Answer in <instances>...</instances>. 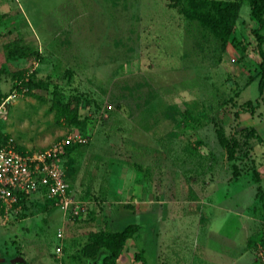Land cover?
Returning a JSON list of instances; mask_svg holds the SVG:
<instances>
[{"label": "rangeland", "instance_id": "obj_1", "mask_svg": "<svg viewBox=\"0 0 264 264\" xmlns=\"http://www.w3.org/2000/svg\"><path fill=\"white\" fill-rule=\"evenodd\" d=\"M215 1L0 0V135L33 151L88 138L66 157L78 213L39 198L0 226V260L102 264L103 238L127 226L138 199L171 212L226 186L236 208L234 190L250 185L264 215V137L240 130L242 113L260 108L259 22L244 0L226 40L209 23ZM75 97L78 119L58 121L54 99Z\"/></svg>", "mask_w": 264, "mask_h": 264}, {"label": "crops", "instance_id": "obj_2", "mask_svg": "<svg viewBox=\"0 0 264 264\" xmlns=\"http://www.w3.org/2000/svg\"><path fill=\"white\" fill-rule=\"evenodd\" d=\"M257 49V56L260 57L258 40ZM261 60L262 57L259 62ZM250 82H258L259 86L258 79ZM257 98L260 102L259 114L244 112L242 119L245 125L255 127L264 137V114L261 113L264 112V92ZM68 154L69 152L64 158V166L74 197L66 162ZM252 187L242 185V189L234 190L237 194L235 200L242 205L236 208L228 203L234 195L227 194L226 186L224 190H211L204 195L200 194L197 198H202L201 202L180 206L171 212L166 208L158 213L150 203L138 199L137 212H128L127 225L138 224L139 230L127 241L118 264H264L257 251L264 244V215L257 208V198ZM38 199L39 197L32 200L34 206ZM27 204L32 206L30 200ZM63 238L64 233L61 239ZM62 243L64 245V240ZM137 255L143 259H138ZM16 260L18 262L15 264H24L26 258L21 255ZM0 263L6 264L2 260Z\"/></svg>", "mask_w": 264, "mask_h": 264}, {"label": "built area", "instance_id": "obj_3", "mask_svg": "<svg viewBox=\"0 0 264 264\" xmlns=\"http://www.w3.org/2000/svg\"><path fill=\"white\" fill-rule=\"evenodd\" d=\"M87 141L86 135L71 132L38 151H20L13 138L0 144V226L21 220L25 203L38 197L54 201L65 211L78 213L79 203L71 194L64 158L68 148ZM63 233L61 229L59 237ZM258 256L264 263V244Z\"/></svg>", "mask_w": 264, "mask_h": 264}, {"label": "trees", "instance_id": "obj_4", "mask_svg": "<svg viewBox=\"0 0 264 264\" xmlns=\"http://www.w3.org/2000/svg\"><path fill=\"white\" fill-rule=\"evenodd\" d=\"M201 2L208 3L209 0H200ZM244 0H221V1H215V8L216 11L209 18V23L211 27L220 33L223 38L226 40L229 39L233 33L235 32L237 22L240 18V12L241 8L243 6ZM249 4L251 7V17L252 19L259 22V28L255 29V33L258 40V48L259 52L261 54L262 60L260 62V68L258 72L255 73V75L251 76V80H259V91L260 95L264 92V49H263V42H264V36L260 34V30L264 29V0H249ZM13 54H19L21 56L27 55L26 48L17 47L12 50ZM25 85H27L29 88H32L35 84L31 80L23 81ZM248 105H251V100L247 101ZM80 106H81V99L78 97H75L71 101L67 103H63L59 101L58 98L54 99L53 102V108L56 110V116L57 120L61 121L62 119L74 122L78 119L80 115ZM252 113L254 112V108H251ZM241 132L243 131V134L247 136L248 138H255L259 136V134L256 131V128L249 125L240 126ZM218 135L221 143L227 148L228 150V156L230 159L235 158V145L233 142L226 137L224 132L219 129ZM11 136L9 135H0V144L6 143L9 141ZM17 148L20 151H27L23 146L18 145L15 142ZM76 146V145H74ZM72 147L68 148V152H70ZM33 151V150H31ZM235 174H237V171H235ZM257 181L260 182L261 176L257 175L256 177ZM261 185H259V188L261 190ZM33 200V199H32ZM30 199V204H34V201ZM54 202L50 199H45V202ZM31 205H28L27 202L25 203L26 211L24 214H26L27 209H30ZM139 230L138 224H129L124 229L115 232L111 235V240L106 241V239L103 238V241L107 243V247L109 249V252L103 257L102 264H118V260L120 255L123 253L125 246L127 244V241L134 237L136 232ZM138 259H143L142 256L137 255ZM1 264V263H0Z\"/></svg>", "mask_w": 264, "mask_h": 264}]
</instances>
